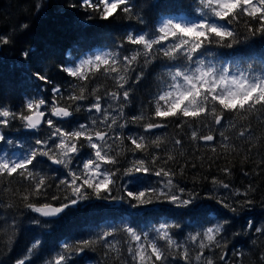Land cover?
<instances>
[{
	"label": "snow or ice",
	"instance_id": "1",
	"mask_svg": "<svg viewBox=\"0 0 264 264\" xmlns=\"http://www.w3.org/2000/svg\"><path fill=\"white\" fill-rule=\"evenodd\" d=\"M80 7L86 12L96 13L97 18L103 21H109L119 11L129 19L134 16L138 23H145L142 16L133 12L131 0H80ZM40 8L41 5L37 4V11ZM197 10L200 18L196 21L164 18L158 22V26L153 27L151 34L143 30H130L119 43H114V50H97L78 61L62 63L58 70L76 81L67 95L62 94L61 87L53 85L50 102L46 97L28 98L20 111L0 106V127H8L18 120L29 131L41 132L45 126L48 129L46 137L37 138L35 146L30 147L23 156L0 155V181L11 183L16 180L22 184L23 191L17 190L13 194L19 195L25 209L48 220L92 197L123 201L126 195L135 202L130 205L133 208L155 203H168L176 208H187L194 204L199 193L180 187L174 181L176 172L170 168L156 167L161 156L150 149H162L165 139L160 135L146 134H153L175 122L177 128L192 129V141L210 144L218 133L223 141L221 146L228 150L229 145L224 142L230 137L223 129H233L237 137L248 139L251 129L244 122L256 114L264 117V53L261 54L259 66L249 63L244 68L238 63L235 67L219 61L206 63L203 58L206 54H212L210 49L213 46L231 49L240 43V34L229 25L243 24L245 40L259 36L264 41V0H198ZM27 27L22 25L24 29ZM9 43V37L0 36V44ZM23 56L30 58L28 52H24ZM157 61L161 62L158 65L160 76L157 77L160 84L158 92L150 100V113L126 117L124 108L130 101V81L140 83L144 70ZM32 75L40 83L52 84L51 78L42 71L38 70ZM101 76L113 82V88L105 90L103 95L102 84L89 88V84ZM89 97L92 101L86 111L96 116H90L88 123H78L73 129L56 123V120L70 123L74 114L81 111V102L89 100ZM101 100L108 102L107 107ZM49 115L56 120L48 119ZM129 123L138 124L142 129L141 134L127 137L122 133L113 135L117 127L124 129ZM198 124L208 131L203 132L197 127ZM238 124L242 126L238 128ZM125 139L128 141L127 147L123 146ZM0 142L11 143L2 133ZM171 143L178 148L182 145V139L173 137ZM83 149L90 150L88 158L79 170H75L71 167L73 159ZM211 150L217 151L215 147ZM125 151L134 156L142 153L148 159H133L124 169V175H154L161 177L162 183L158 187L139 191L126 189L124 195H113L114 189L120 190L116 187L120 169L115 166L120 163L118 157ZM165 152V165L176 160L172 152L166 149ZM180 155H183L182 151ZM48 163L65 170L64 177L55 180L54 184L49 182L51 178L48 175L43 174V168L38 167ZM183 171L181 167V175ZM220 171L225 176L231 174L228 167ZM23 182H27L26 185ZM211 184L213 191L208 198L215 199L218 205L235 214L238 209L228 202L230 197L216 195L220 188L229 190L231 185L215 177L211 179ZM53 188L56 191L50 193ZM249 191L251 189L244 192L231 189V197H245L236 202L241 207L251 205L253 201L247 198ZM8 206L12 207L11 204ZM31 222L40 223L36 219ZM227 223L228 218L225 217L223 223H217L214 227L190 232L183 242L175 239L171 231L180 227L178 223H161L153 230V237L129 226L123 228L127 237L123 248L120 241L109 240V237L115 236V231L108 230L94 239L63 243L62 251L57 252L47 264H70L73 255L81 257L78 264H90L94 257L87 253L88 250L95 251L96 245L106 249L105 259L112 264H217L214 256L206 253L222 247L219 238ZM247 226L264 235V227L256 228L251 221ZM37 247V243L33 242L16 264H30ZM219 259L227 264L225 254L222 253ZM261 259L264 260V256Z\"/></svg>",
	"mask_w": 264,
	"mask_h": 264
},
{
	"label": "trees",
	"instance_id": "2",
	"mask_svg": "<svg viewBox=\"0 0 264 264\" xmlns=\"http://www.w3.org/2000/svg\"><path fill=\"white\" fill-rule=\"evenodd\" d=\"M131 2L134 5L133 12L143 17L144 24L138 23L134 16L129 19L119 11L109 21L100 20L96 13L82 9L80 0H0V36L10 38L9 44H0V106L20 111L28 98L46 97L50 102V90L53 85L61 87L62 94L67 95L76 81L60 72L59 66L69 60L78 61L97 50H114V43H119L130 30H143L151 34L153 27L158 26V22L164 18H179L185 22L200 18L197 10L198 0ZM37 4L41 5L39 11L36 9ZM22 25H27V29L22 28ZM229 27H234L240 34V43L231 49L213 46L210 49L212 54L203 57L206 63L219 61L233 67L238 63L241 68L249 63L259 66L261 54L264 53L262 38L256 36L245 40L246 29L243 24ZM24 52H28L30 58L25 59ZM160 63L157 61L146 68L140 83L130 81V101L124 108L126 117L142 112L150 113V100L159 90L160 81L157 77L160 76ZM38 70L47 74L52 84L45 85L35 80L32 74ZM132 75L135 76V73ZM96 84L103 85L101 95L105 90L113 88V82L103 76L90 83L89 88ZM91 101L92 98L89 97V100L81 102V111L74 114L70 123L53 119L50 115L47 118L56 120L57 124L65 128L73 129L78 123H88L90 116H96L95 113L86 111ZM101 103L107 107L106 100H101ZM244 123L251 129L248 139L237 137L233 129H223L230 137L224 142L229 145L228 150L221 146L223 141L218 133L210 144L192 141V129L177 128L175 122L170 123L167 128L156 130L153 134H146L160 135L165 139L162 149H150L152 152H159L161 156L156 167L170 168L176 172L174 181L180 187L188 192L199 193L194 204L187 208H176L168 203L133 208L130 205L135 202L130 201L126 195L123 201L97 200L92 197L68 209L58 219L47 221L25 209L19 195L13 194L17 190L23 191L21 183L16 180L11 183L0 181V264H16L17 259L23 257L33 242H36L38 247L30 264H47L57 252L62 251L63 243L73 244L82 239H94L99 233L108 230L115 231V236L109 237V240L120 241L123 248V242L127 239L123 228L129 226L153 237V230L161 223H178L180 227L171 231L175 239L183 242L190 232L214 227L217 223H223L225 217L228 218V223L224 225L219 238L222 247L206 254L214 256L217 264H225L219 259L222 253L226 255L227 264H264L261 259L264 256V235L247 226L251 221L256 228L264 227V117L256 114ZM241 126L238 124V128ZM197 127L205 133L208 131L202 125L198 124ZM47 131L46 126L41 132L29 131L18 120L8 127H0V133L11 141L0 142V155L16 158L23 156L30 147L35 146L37 138L46 137ZM141 132L138 124L129 123L124 129L117 127L113 135L122 133L127 137L139 135ZM173 137L182 139V145L178 148L171 143ZM123 146H128L127 139ZM113 147L115 149L116 145ZM213 147L217 149L216 152H212ZM165 149L176 155V160L167 165L163 163L166 159ZM180 151L183 155H180ZM89 152L90 150L83 149L79 156L74 157L71 167L79 170ZM137 158L148 159L142 153H136L134 156L128 151L118 157L120 163L115 167L120 171L117 173L116 187L120 190L114 189L113 195H124L126 189L139 191L158 187L162 183V178L154 175H124V169ZM38 167H42L43 174L51 178L50 183L54 184L55 180L64 177L65 170L60 166L54 167L48 163ZM181 167L184 169L183 175L180 174ZM225 167L231 169L228 176L220 171ZM213 177L223 179L231 185V189L241 192L251 189L247 198L253 203L241 207L236 202L245 197H231V189L220 188L216 195L221 198L230 197L228 202L238 211L234 214L218 205L215 199L208 198L213 191ZM26 183L23 182L24 185ZM55 191L53 188L50 193ZM49 202L58 203L50 200ZM9 204L12 207H9ZM33 219L39 220L40 223H32ZM105 251L100 245L95 246V251L88 250L87 254L94 257L90 264H112L111 261H106ZM80 259V256L73 255L70 264H78Z\"/></svg>",
	"mask_w": 264,
	"mask_h": 264
},
{
	"label": "water",
	"instance_id": "3",
	"mask_svg": "<svg viewBox=\"0 0 264 264\" xmlns=\"http://www.w3.org/2000/svg\"><path fill=\"white\" fill-rule=\"evenodd\" d=\"M159 130V129H158ZM202 143H204L203 141H201ZM206 144V143H205ZM54 167H57V166H55V165H53ZM36 215V214H35ZM61 215V214H60ZM36 216H38V215H36ZM38 217H40V216H38ZM60 216H58V217H54V218H50V219H48L47 221H53V220H55V219H58ZM41 219H44L45 220V218H43V217H40Z\"/></svg>",
	"mask_w": 264,
	"mask_h": 264
},
{
	"label": "rangeland",
	"instance_id": "4",
	"mask_svg": "<svg viewBox=\"0 0 264 264\" xmlns=\"http://www.w3.org/2000/svg\"><path fill=\"white\" fill-rule=\"evenodd\" d=\"M51 117V116H50ZM52 118H54V117H52Z\"/></svg>",
	"mask_w": 264,
	"mask_h": 264
}]
</instances>
